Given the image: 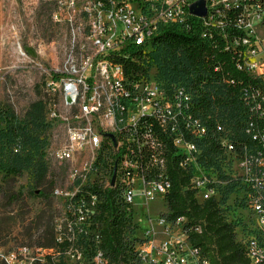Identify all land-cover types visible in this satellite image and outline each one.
Returning a JSON list of instances; mask_svg holds the SVG:
<instances>
[{
	"label": "built area",
	"instance_id": "1",
	"mask_svg": "<svg viewBox=\"0 0 264 264\" xmlns=\"http://www.w3.org/2000/svg\"><path fill=\"white\" fill-rule=\"evenodd\" d=\"M198 1L56 0L52 17L65 23L68 42L54 81L61 112L52 113L64 137L52 154L59 162L77 163L70 177L79 180L76 187L53 189L63 205L56 240L68 244L57 254L27 245L0 251V264H58L55 256L66 251H74L73 264H107L91 217L96 194L87 195L82 186L98 181L115 188L134 213L138 196L164 200L169 168L189 177L198 202H219L246 256L264 264V95H240L245 108L238 142L217 123L221 152L209 161L198 144L208 128L194 117L191 95L184 87H163L147 78L144 59L161 30L195 25L214 50L232 54L237 68L264 78V0H204L201 16L189 9ZM132 62L143 68L127 71ZM228 183L237 188L236 204L251 228L243 232L238 226V238L235 219L226 217L222 204ZM164 213L150 219L157 232L145 231L136 240L137 264H210L188 240L185 217L169 220ZM174 227L178 231L172 233Z\"/></svg>",
	"mask_w": 264,
	"mask_h": 264
},
{
	"label": "trees",
	"instance_id": "2",
	"mask_svg": "<svg viewBox=\"0 0 264 264\" xmlns=\"http://www.w3.org/2000/svg\"><path fill=\"white\" fill-rule=\"evenodd\" d=\"M43 3L40 4L38 14L46 17L48 8ZM158 45H164L166 49L162 57L156 58L158 72L166 80V85L162 86L177 85L189 92L194 117L205 122L208 128L206 137L198 144L202 149V155H206L209 161H212L213 157L221 152L216 124H224V119L218 115L217 109L223 108L228 113V121L232 127L228 135L233 141L238 142L241 110L245 108L240 95H264V78L237 68L232 62V54L214 50L209 41L199 36L196 25L189 29L177 26L164 27L153 42L152 51L145 59L151 54L153 58L157 57L153 52ZM217 62L221 64L215 66ZM125 68L129 71L130 68L138 70L143 66L132 62V67L128 64ZM178 80L182 81L178 84ZM8 115L12 116V114ZM12 121H9L10 132L16 141L19 142L21 137L23 141L27 139L34 143L40 141V147L43 148L44 137L40 138V136L45 131L46 121L41 95L30 104L24 122ZM18 142L15 143V147H18ZM236 148L238 149L237 145ZM41 158L35 159L32 163L39 180L43 179L47 168L46 164L41 162ZM25 166L26 163L17 161L9 165L7 171L17 176L22 175ZM168 172L171 186L164 196L165 217L169 220H174L178 216L185 217L184 229L188 240L208 257L210 264H256L251 262L242 244L236 240L234 225L225 219L219 202L213 198L198 202L189 186V177L177 168H169ZM54 182L49 183L48 188H52ZM45 190L44 187H40L28 193L32 197L44 200L45 209L48 211L46 213V210L41 209L39 212L40 217L47 218L43 229L45 239L41 241L39 237L34 246L52 248L53 253L57 254L68 242L56 240L52 222L54 210L49 194L51 189L49 192ZM84 190H87V195L96 194L91 217L96 223L98 249L107 264H137L139 260L136 257L134 244L138 237L128 235L135 225H132V213L126 210L121 196L115 188L102 187L98 181L82 186L81 191ZM230 191L231 185L228 183L226 192ZM16 194L22 195V192L18 191ZM10 196L13 200V193H10ZM196 225L199 226V231H194ZM47 260L51 258L48 256Z\"/></svg>",
	"mask_w": 264,
	"mask_h": 264
},
{
	"label": "rangeland",
	"instance_id": "3",
	"mask_svg": "<svg viewBox=\"0 0 264 264\" xmlns=\"http://www.w3.org/2000/svg\"><path fill=\"white\" fill-rule=\"evenodd\" d=\"M55 2L56 0H0L1 252L22 245L33 247L39 237L41 241L45 239L43 229L47 218L40 217L39 214L41 209L48 212L45 209V201L30 196L28 194L30 190L44 187L45 191L49 192L51 189L49 194L54 210L52 222L55 227L63 205L60 198L53 194V189L73 188L79 183V180H72L70 177V171L77 163L59 162L52 154L53 149L60 145L64 137L62 124L52 113L57 115L61 112L60 97L54 81L68 42L65 23L52 17L56 7ZM42 3L48 8L46 17L38 14ZM165 51L164 45H158L153 52L157 57L153 58L151 54L144 60L147 78L161 85H166V80L158 72L156 58L162 57ZM180 81L182 80L177 81L178 84ZM39 95L43 99L46 121L45 131L40 136V138L44 137L43 148L40 147V141L36 143L28 139L23 141L22 137L21 142L16 141L9 127V121L13 120V123L25 121L27 109ZM217 113L224 119L223 129L227 132L231 131L226 110L218 108ZM17 142L18 147H15ZM40 157H42L41 162L47 166L41 180L32 165L33 161ZM17 161L26 163L22 175L18 176L7 171L8 166ZM230 166L231 162L228 164V167ZM51 182H54L53 186L48 188ZM18 191L22 192V195L16 194ZM10 193H13V200ZM237 197V188L231 187L222 204L227 207L224 211L226 217L235 219L238 238V226L243 232L246 230L248 232L251 228L244 218V213L239 211L236 204ZM163 210H166V206L162 199L145 202L142 197H136L131 219L135 227L128 235L141 237L148 230L157 232L159 226L153 221L150 222V219ZM177 231V227L172 229V233ZM55 258L60 264H73L76 256L74 251H66L56 255Z\"/></svg>",
	"mask_w": 264,
	"mask_h": 264
},
{
	"label": "water",
	"instance_id": "4",
	"mask_svg": "<svg viewBox=\"0 0 264 264\" xmlns=\"http://www.w3.org/2000/svg\"><path fill=\"white\" fill-rule=\"evenodd\" d=\"M189 9L191 13L195 15L198 16L204 15L205 13L204 0H199L198 2L191 4ZM66 100H68V98H66Z\"/></svg>",
	"mask_w": 264,
	"mask_h": 264
}]
</instances>
